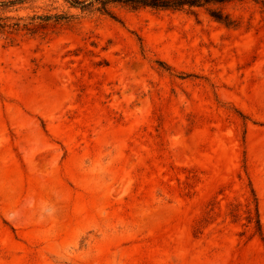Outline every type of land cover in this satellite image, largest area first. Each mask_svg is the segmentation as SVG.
Listing matches in <instances>:
<instances>
[{
  "label": "rangeland",
  "instance_id": "obj_1",
  "mask_svg": "<svg viewBox=\"0 0 264 264\" xmlns=\"http://www.w3.org/2000/svg\"><path fill=\"white\" fill-rule=\"evenodd\" d=\"M220 7L0 9L70 16L0 33V264H264V0Z\"/></svg>",
  "mask_w": 264,
  "mask_h": 264
},
{
  "label": "trees",
  "instance_id": "obj_2",
  "mask_svg": "<svg viewBox=\"0 0 264 264\" xmlns=\"http://www.w3.org/2000/svg\"><path fill=\"white\" fill-rule=\"evenodd\" d=\"M24 0L0 1V9H5L15 4H20ZM70 6L76 7L81 11L97 12L111 19L117 20L115 8L126 9L128 11H138L149 9L152 11H187L190 13L198 9H204L214 20L223 23L226 26L235 27L236 23L225 13L220 5L235 0H63ZM63 15H42L31 17L29 22L20 23V18L10 22L8 17L0 16V33L12 35L18 30H27L36 32L45 29L49 21L54 23L69 18ZM257 232L260 234V225L258 219L255 220Z\"/></svg>",
  "mask_w": 264,
  "mask_h": 264
}]
</instances>
